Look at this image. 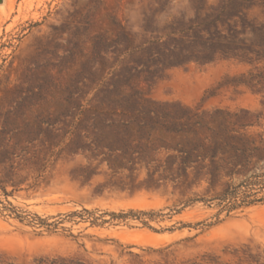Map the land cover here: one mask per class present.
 <instances>
[{
  "label": "rangeland",
  "instance_id": "rangeland-1",
  "mask_svg": "<svg viewBox=\"0 0 264 264\" xmlns=\"http://www.w3.org/2000/svg\"><path fill=\"white\" fill-rule=\"evenodd\" d=\"M262 172L264 0L0 1V264H264Z\"/></svg>",
  "mask_w": 264,
  "mask_h": 264
},
{
  "label": "trees",
  "instance_id": "trees-1",
  "mask_svg": "<svg viewBox=\"0 0 264 264\" xmlns=\"http://www.w3.org/2000/svg\"><path fill=\"white\" fill-rule=\"evenodd\" d=\"M256 186H259L260 188H264V172L253 174L252 176L248 177L246 180L241 182L237 187H234V188L230 187L228 190H226V192H224L221 195V198L223 200H226V199L237 200V198L240 197V200L243 204H251L255 200H257V199H251V197L255 195L251 193V190L254 189ZM130 211L132 213H139V214H155L156 213L153 210L146 212L143 210L134 211L133 209H131ZM85 212L92 213L89 210H85ZM92 223L94 224L96 223V221L93 220ZM143 223L145 225H148V221L144 220ZM180 264H201V263L194 261V262H183Z\"/></svg>",
  "mask_w": 264,
  "mask_h": 264
},
{
  "label": "water",
  "instance_id": "water-1",
  "mask_svg": "<svg viewBox=\"0 0 264 264\" xmlns=\"http://www.w3.org/2000/svg\"><path fill=\"white\" fill-rule=\"evenodd\" d=\"M0 1H2V0H0Z\"/></svg>",
  "mask_w": 264,
  "mask_h": 264
}]
</instances>
